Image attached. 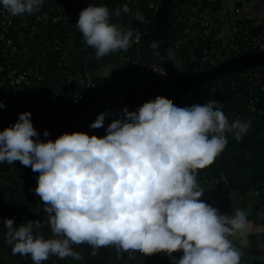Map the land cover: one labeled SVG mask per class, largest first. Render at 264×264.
<instances>
[{"label":"clouds","instance_id":"clouds-1","mask_svg":"<svg viewBox=\"0 0 264 264\" xmlns=\"http://www.w3.org/2000/svg\"><path fill=\"white\" fill-rule=\"evenodd\" d=\"M43 3L0 0L12 16L33 15ZM130 12L127 4L114 10L89 5L80 12L75 27L96 59L131 46L133 30L111 22ZM135 19L144 22L139 12ZM108 115L99 114L89 127L102 128ZM30 117L18 114L16 123L0 131V163L19 161L39 173L34 191L46 220L14 227V218H5V243L13 255L29 256L32 264L50 256L81 260L73 245L87 244L93 256L115 246L143 257L182 252L175 264H240L242 254L230 237L245 232L246 215L240 208L220 215L203 202L197 176L224 151L227 134L239 142L250 122L230 123L214 99L181 108L157 96L134 112L124 108L103 138L74 132L40 142ZM45 226L52 238L40 234Z\"/></svg>","mask_w":264,"mask_h":264},{"label":"crops","instance_id":"crops-1","mask_svg":"<svg viewBox=\"0 0 264 264\" xmlns=\"http://www.w3.org/2000/svg\"><path fill=\"white\" fill-rule=\"evenodd\" d=\"M57 6L61 9L67 8L68 14L65 23L59 28L64 38L69 56L68 63L70 71L74 74H82L90 78L96 85L101 95V103L96 109L89 107L85 112V120L90 123L96 120L101 113L108 112L105 117L103 129L106 132L108 125L122 114L121 97L125 94L122 82L125 78L121 70V52L117 51L101 59H96L95 50L83 43L82 49H75V32L72 29L74 22L78 21L79 14L89 5H103L102 0H56ZM211 0L209 3L218 2ZM229 9L233 15L226 16L221 10L213 12L209 7L201 12L202 17L215 26L219 34L228 33V25L237 21H248L251 23L264 24V0H228ZM115 23L121 30L123 26ZM50 26L43 28L44 34L50 32ZM194 38L199 35L196 31L192 33ZM34 55V51L26 50L21 57L23 62H28ZM36 63H44V57L36 56ZM109 73V74H108ZM108 74V76H107ZM77 94L81 99L88 97L85 87H78ZM63 83L60 72L47 67L44 70L42 80L29 92V98L34 101L48 99L51 97L62 99ZM185 99L188 101L186 107L198 102V93L190 92ZM223 104V111L229 122L240 119L243 122H250V127L237 142L231 133L227 134V146L224 151L215 159L214 163L204 170H200L197 181L205 189L201 200L205 197L218 198L222 194H232L239 189H249L251 202V213L259 218L258 224L264 225V123L254 115V106L250 102L246 92L239 95H222L215 99ZM30 112L31 123L38 133L40 142H47L43 133L49 125L56 124L61 120L60 114L54 112L49 117L47 126L43 124L42 118L38 116L36 108L23 104L13 108L0 109V131L17 122L18 114ZM6 163H2L3 168ZM8 168L10 169L9 165ZM39 173L33 172L30 167H24L19 162L10 171L0 172V264H32L29 256L13 255L12 247L5 243L7 229L3 225L5 218H14V227L31 220H46L43 212V202L35 193ZM226 177V182H218L221 177ZM216 182H218L216 184ZM45 238H52L50 229L45 226L40 230ZM231 239V238H230ZM251 239L264 241V236H253ZM231 242H235L231 239ZM248 249V245L243 246ZM262 255L252 264H264V243L259 244ZM73 251L80 253L81 260L65 258L63 260L56 256H50L43 264H119L118 254H122L124 264H156L154 256L139 257L138 253L123 251L115 246L101 247L96 255H91L92 248L87 244L73 245ZM241 253L243 250H239ZM175 256H171L169 263L175 264Z\"/></svg>","mask_w":264,"mask_h":264},{"label":"trees","instance_id":"trees-1","mask_svg":"<svg viewBox=\"0 0 264 264\" xmlns=\"http://www.w3.org/2000/svg\"><path fill=\"white\" fill-rule=\"evenodd\" d=\"M160 0H102L103 5L110 10H114L117 7H122L127 4L131 9L128 14H122L120 17L112 16L111 22H119L123 26V31L132 29L135 21V13L139 12L144 17V22H139V26L142 29L144 35L138 45H133L125 52V62L120 66L124 72L125 78L122 82L123 85L128 84V79L132 69V61L137 57L144 65L152 63L160 64L159 57L156 48H153V28H154V16ZM191 6L197 7V13L200 14L204 9L210 8L213 12L221 10L220 2L207 3L206 0L197 5L194 0H172L168 13V31L167 39L168 45L174 48V45L187 37L186 30L190 25L189 16L191 14ZM2 6H0V9ZM68 14L67 8H59L56 0H44L43 6L40 10L33 15L12 16L8 14L7 21L4 24L0 23V65L3 70L0 72V76L6 78L7 72L11 68H16L19 71H29L30 74L36 71L44 74V70L47 67H53L57 69V63L61 58L63 50L67 49L59 28L65 23V18ZM40 18L41 20H38ZM76 22L72 26L75 32V49L83 48L82 34L75 27ZM239 24L242 26H248L250 32L263 31L264 24L258 25L256 29L253 28L251 22L241 21ZM50 26V32L44 34L43 28ZM193 26V25H192ZM198 30H203L198 27ZM215 35V32H211V37ZM11 42V47H6L5 41ZM211 38H200L197 46L185 43L178 49H173V55L176 63L182 73L185 75H193L199 71L198 62L202 57V52L210 50ZM235 45L242 46L243 39L237 37L234 40ZM16 48V52L13 53L11 48ZM59 47V48H58ZM34 51V55L28 62H23L21 57L26 50ZM193 52L198 58L197 61L191 60L190 53ZM246 52L243 51V54ZM43 54L44 63H36V56ZM252 73L259 75L257 78ZM33 78V77H32ZM146 81L152 90V100L157 96L167 98L172 101L177 107H183L180 105L181 101L190 92L198 93V102L204 104L205 102L217 99L222 95H239L244 90H249V99L254 106V115L263 121L264 115L259 114V111H264V68H253L245 71H240L228 75L221 76L212 82L205 83L201 86L194 88H182L175 84L169 77L158 79L153 76L151 72H147L145 76ZM32 85L27 87L22 92L12 93L8 86L3 88L2 97L5 103L11 105H19L22 103L23 98L29 97V92L36 85L37 81L32 79ZM63 83V96L59 98H48L36 101L35 108L40 118H46L51 116L52 113L58 112L61 120L56 124L49 125L47 131L50 134L47 140L55 141L62 134H72L74 132L85 133L89 136H93L92 132L95 129H91L90 123L84 121L86 110L91 107L88 99H81L80 97H74L77 93L75 89H72L66 85L65 80ZM133 88H129L127 96L120 102L121 109L127 108L129 111H136L142 103H137L135 106H125L124 103L129 102V98ZM151 100V101H152ZM97 130H104L103 128ZM103 138V137H101ZM156 264H170L169 260L171 256H175L176 261L181 257L180 252L173 253L171 256L165 253L153 254ZM140 258H143L139 254ZM146 257V256H145ZM145 264H150L146 262Z\"/></svg>","mask_w":264,"mask_h":264},{"label":"built area","instance_id":"built-area-1","mask_svg":"<svg viewBox=\"0 0 264 264\" xmlns=\"http://www.w3.org/2000/svg\"><path fill=\"white\" fill-rule=\"evenodd\" d=\"M91 0H88L90 2ZM197 5H200L205 0H194ZM211 2V0H207ZM216 1V0H214ZM221 11L226 16L233 15V11L229 9L228 6V0H219ZM104 6V5H103ZM191 14L189 16L190 25L188 29L186 30L187 37L183 40L178 41L174 48L168 45V54L170 58L174 61L175 66L179 69L178 64L175 61L174 55H173V49H178L183 44L188 43L192 46H197L200 38H211L212 42L210 43V50L203 51L202 57L199 59L198 62V69L200 71H204L207 69H211L213 67H216L224 62H227L231 59H234L241 55H246L251 52H264V33L263 31H255L250 32L248 26H242L239 24L240 22H232L228 25V33L226 34H219L217 29L214 25L206 21L202 14L197 13V7L191 6ZM204 11V10H203ZM137 13V12H136ZM135 13V16H136ZM8 12L3 9V7L0 9V23L4 24L5 21H7L8 18ZM38 20H41L38 18ZM135 24L132 28L133 30V45H138L141 41L142 36L144 35L142 29L139 26V21H137L134 17ZM193 25V26H192ZM202 28L203 30H198L197 26ZM253 28L256 29L258 27V23H252ZM194 31L198 33V37L194 38L193 34ZM211 32H215V35L211 37ZM237 37H241L243 39L242 46L235 45L234 40ZM6 47H11V42L9 40L5 41ZM130 46V47H131ZM129 47V48H130ZM59 48V47H58ZM11 51L13 53L16 52V48L12 47ZM243 51L246 53L243 54ZM121 52V65L125 62V52L126 51H120ZM191 60L197 61L198 58L196 55L191 52ZM43 56V54H42ZM68 56L69 52L68 49L63 50L61 54V58L59 62L57 63V70L60 72L62 80L64 79L66 82V85L72 89H77L78 87H85V89L88 92V102L91 104V107L93 109H96L99 104L101 103V95L99 94L97 87L95 83L90 79L85 77L82 74H74L70 71L69 63H68ZM3 70V67L0 65V72ZM151 72V74L158 79H163L168 77L167 72L165 69L157 63H152L149 65H144L140 59L137 57L135 60L132 61V69L131 73L128 79V84L123 85L125 88V94L122 95L121 101L127 96L129 88H133V92L130 95L129 102L124 103L125 106H135L137 103H146L152 100V90L149 87L148 82L145 79V76L147 72ZM197 72V73H198ZM255 78H257L259 75L256 73H252ZM33 77V78H32ZM43 77V74L36 71L35 73L30 74L29 71H19L16 68H11L7 72V77L4 78L0 76V102L6 105V108H13L16 105H11L10 103H5L2 92L3 88L5 86H8L12 93L22 92L27 87H30L32 85V79H35L37 82L41 81ZM264 89V88H262ZM249 90H244V92L249 94ZM79 97V95L76 93L75 96ZM120 101V102H121ZM251 102V101H250ZM252 103V102H251ZM23 105L35 108L36 101L32 100L29 97L23 98L22 103ZM181 106L186 107L188 105V101L184 99L180 103ZM182 107V108H183ZM259 114L264 115V111H259ZM84 121L87 122V120ZM43 124L45 126L49 123V117L47 115L46 118L42 119ZM92 134L96 136L97 138L104 137L106 135V132L104 130H97L95 129ZM50 136V134H49ZM48 136V137H49ZM46 138V140L48 139ZM225 183L226 177L222 176L220 181ZM216 182V184L218 183ZM257 237V236H264V225L254 224L252 221H247L246 230L243 234L237 233L235 236L230 237L231 239L235 240V243H238L240 246L249 245V242L251 240V237ZM180 255L182 256V252H180ZM117 260L119 264H124L125 261L123 259L122 254H118Z\"/></svg>","mask_w":264,"mask_h":264},{"label":"water","instance_id":"water-1","mask_svg":"<svg viewBox=\"0 0 264 264\" xmlns=\"http://www.w3.org/2000/svg\"><path fill=\"white\" fill-rule=\"evenodd\" d=\"M172 0H160L154 16V28L153 38L154 42L160 41L161 44L156 48L160 65L167 72L168 77L178 86L182 88H194L201 86L205 83L212 82L213 80L232 73L245 71L253 68H264V52H251L246 55L238 56L227 62H224L216 67L200 71L193 75H185L175 66L174 61L168 54V13ZM19 161L10 164H4L3 168L0 163L1 171H10ZM8 165L10 169L8 168ZM203 202L209 204L211 207L216 208L220 215L232 216L235 209L240 208L244 211L247 221H252L254 224H258L259 218L257 215L251 213V202L249 199V189H239L232 194H222L218 198L205 197ZM264 243L254 239H251L248 245V249H244L238 243L232 242L233 246L238 250H243L240 264H252L257 261L262 252L259 249V244Z\"/></svg>","mask_w":264,"mask_h":264}]
</instances>
